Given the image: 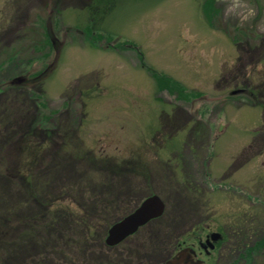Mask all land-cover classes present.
<instances>
[{
  "label": "rangeland",
  "instance_id": "1",
  "mask_svg": "<svg viewBox=\"0 0 264 264\" xmlns=\"http://www.w3.org/2000/svg\"><path fill=\"white\" fill-rule=\"evenodd\" d=\"M262 81L264 0H0V264H155L202 225L264 264Z\"/></svg>",
  "mask_w": 264,
  "mask_h": 264
},
{
  "label": "flooded vegetation",
  "instance_id": "2",
  "mask_svg": "<svg viewBox=\"0 0 264 264\" xmlns=\"http://www.w3.org/2000/svg\"><path fill=\"white\" fill-rule=\"evenodd\" d=\"M158 218V216L152 218L150 219V222L157 221ZM165 225L167 231L169 229H172V224L149 225V229L151 231L150 237H157L160 231H163V229L166 230ZM109 227L107 228V231L109 230ZM193 227H190V229L186 230L183 233L177 234L174 239L172 238L170 240L169 246L164 243L161 245V241L159 242V244H155L154 246L153 241H151L152 245L150 251L148 252H151L154 248L157 249V247H160V249L164 253V256L160 258L159 262H156L155 264H211L217 257V254H219V252L221 251V248H223L229 240V237L231 236V230L226 227H223L222 229H210L208 226L203 225L196 229H194ZM107 231L103 238L104 245L107 248H110V250H113V247L117 246V249H119L118 251H116L117 257L120 260H124L125 256L128 257L127 251L132 249L130 247L132 243L127 238L133 235L136 231H134L132 234H129L120 242L114 245H108L105 243ZM259 242L264 245V237L262 238V240H259ZM121 245L123 246L120 247ZM132 250L135 252L134 249ZM114 257L115 256H113L112 259H114Z\"/></svg>",
  "mask_w": 264,
  "mask_h": 264
},
{
  "label": "water",
  "instance_id": "3",
  "mask_svg": "<svg viewBox=\"0 0 264 264\" xmlns=\"http://www.w3.org/2000/svg\"><path fill=\"white\" fill-rule=\"evenodd\" d=\"M14 80L16 79L14 78ZM163 210L164 203L158 195H152L145 198L134 209V211L115 222L109 228L105 239L106 244H117L126 236L136 231L140 225L145 224L150 219L159 216Z\"/></svg>",
  "mask_w": 264,
  "mask_h": 264
},
{
  "label": "trees",
  "instance_id": "4",
  "mask_svg": "<svg viewBox=\"0 0 264 264\" xmlns=\"http://www.w3.org/2000/svg\"><path fill=\"white\" fill-rule=\"evenodd\" d=\"M208 4L211 6L212 4H211V2H208ZM204 7H206V6H204ZM107 9H109L108 7H107ZM48 36H47V41H48ZM47 43H49V42H47ZM41 73H43V71H37L36 73H35V76H31V77H37V76H39ZM152 74L153 75H155V77L157 78V81L159 82V84H161V85H163V82L164 81H166V79L165 78H162L161 76H159V75H157L156 73H155V71L154 72H152ZM21 77H23V76H21ZM21 77H12V78H10V79H8L10 82H13V80H14V78L16 79V80H18L19 78H21ZM32 78V79H33ZM28 80H30V79H28V78H25V82L26 81H28ZM41 80V79H40ZM24 82V83H25ZM39 82V81H38ZM174 82V81H173ZM263 82V81H262ZM262 82H260V85L259 86H257V88H259V92L261 93V94H264V82L262 83ZM174 86V85H173ZM170 88V87H169ZM259 104L262 106V108H263V113H264V101H261V102H259ZM41 107H44V106H41ZM41 121H44V120H41ZM44 123V122H43ZM26 142V141H25ZM27 143V142H26ZM28 144V143H27ZM27 144H25V145H27ZM39 146V145H38ZM25 165H26V163H25ZM115 222V221H114ZM261 243V242H260Z\"/></svg>",
  "mask_w": 264,
  "mask_h": 264
},
{
  "label": "bare ground",
  "instance_id": "5",
  "mask_svg": "<svg viewBox=\"0 0 264 264\" xmlns=\"http://www.w3.org/2000/svg\"><path fill=\"white\" fill-rule=\"evenodd\" d=\"M20 79H23V78H20ZM23 81V80H22ZM25 81V80H24ZM18 83V82H17ZM19 84V83H18ZM26 84V83H25ZM69 168V167H68ZM128 186V185H127Z\"/></svg>",
  "mask_w": 264,
  "mask_h": 264
}]
</instances>
